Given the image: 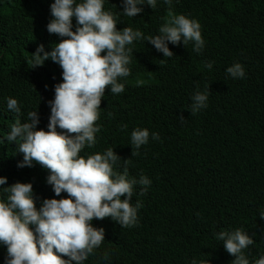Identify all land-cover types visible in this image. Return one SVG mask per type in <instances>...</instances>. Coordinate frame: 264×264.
Returning <instances> with one entry per match:
<instances>
[{
	"label": "trees",
	"instance_id": "obj_1",
	"mask_svg": "<svg viewBox=\"0 0 264 264\" xmlns=\"http://www.w3.org/2000/svg\"><path fill=\"white\" fill-rule=\"evenodd\" d=\"M53 2L0 0V176L7 177L0 199L6 200L5 188L13 183L30 182L37 209L44 199L67 193L55 196L47 183L49 170L38 163L18 167L23 154L6 136L17 119L30 122L31 111L38 113L36 128L48 130L49 101L63 80L62 68L49 58L32 69L28 60L39 45L50 52L64 39L47 30ZM138 7L143 11L127 17L123 0H104L117 30L131 27L144 36L158 35L171 10L200 23L204 46L196 53L192 42H168L174 54L170 58L148 41L126 46L133 49L130 75L118 78L125 90H105L96 143L81 155L112 148L121 158L114 171L123 173L126 167L128 179L144 175L151 185L144 194L142 185L133 186L130 203L142 204L135 226L121 227L110 217L91 222L104 228L105 239L82 264H192L193 259L231 264L235 257L216 235L238 228L254 240L244 250L254 264L264 256V0H173L171 6L157 0L155 9L146 3ZM76 27L73 17L74 31ZM206 62H212L211 69ZM235 63L243 66L245 77L227 73ZM206 90L207 107L192 115L193 95ZM8 98L17 100L19 114L8 109ZM137 128L148 129L149 140L132 156L131 133ZM6 258V246L0 243V264Z\"/></svg>",
	"mask_w": 264,
	"mask_h": 264
},
{
	"label": "clouds",
	"instance_id": "obj_2",
	"mask_svg": "<svg viewBox=\"0 0 264 264\" xmlns=\"http://www.w3.org/2000/svg\"><path fill=\"white\" fill-rule=\"evenodd\" d=\"M163 2L171 6L173 0ZM123 3V14L127 17H135L143 11L138 5L146 3L152 9L157 7V0H123ZM50 11L53 19L47 30L64 39L55 43L50 52L44 50L43 44L39 45L28 60L32 69L43 66L49 58L62 68L63 80L55 86L54 99L49 101L48 130L36 128L38 113L31 111L28 113L30 122L21 123L17 119L10 126L6 140L17 142V150L23 154L18 167L38 163L49 170L47 183L55 196L60 197L62 192L67 196L46 198L37 209L32 183L17 181L5 188L7 198L0 199V243L7 249L6 264H72V261L82 264L105 239L104 228H96L91 223L94 219L110 217L121 227L136 225L137 210L142 204L140 201L135 206L130 203L133 186L142 185L141 194H144L151 180L144 175L138 181L128 179L126 167L123 173L114 171V165L121 158L112 148L104 154L87 157L81 152L96 143L95 134L100 131L96 121L100 117L98 110L105 90L110 87L113 94L125 90L118 78L130 75L128 65L133 49L126 46L137 40L148 41L167 58L174 55L168 42L179 45L183 40L185 46L192 42L196 53L204 46L200 23L183 14L175 15L171 10L159 34L154 36H144L131 27L117 30L113 14L104 10V0H81L79 3L54 0ZM73 17L77 25L75 31ZM164 62L162 59L161 63ZM205 67L211 69L212 62H206ZM226 71L233 78L246 75L240 63ZM208 96L207 90L193 95L192 115L207 107ZM7 107L17 114L21 112L15 98H8ZM179 119L183 122L185 118L181 115ZM122 127L127 128V125ZM152 137L159 139L158 133H152ZM148 140V129L133 130L131 155H139V149ZM6 183L7 177L0 176V186ZM260 217L264 219V212ZM30 226H34V230ZM216 238L223 241L225 250L235 257L231 264H249L244 250L254 240L247 233L238 228L232 232L221 231ZM104 258L108 259L107 253ZM192 264L197 261L193 259ZM254 264H264V256Z\"/></svg>",
	"mask_w": 264,
	"mask_h": 264
}]
</instances>
